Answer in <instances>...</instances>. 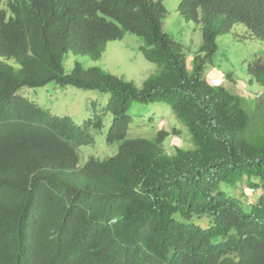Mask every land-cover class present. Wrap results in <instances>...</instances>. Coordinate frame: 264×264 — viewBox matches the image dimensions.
<instances>
[{
	"label": "trees",
	"instance_id": "16d2710c",
	"mask_svg": "<svg viewBox=\"0 0 264 264\" xmlns=\"http://www.w3.org/2000/svg\"><path fill=\"white\" fill-rule=\"evenodd\" d=\"M178 11L200 24L191 67L162 0H0V264H264V113L251 131L244 98L204 75L233 24L264 40V0ZM126 33L157 67L141 86L78 61L65 71L69 53L98 60ZM247 71L264 85L263 57ZM50 83L109 98L78 124L19 94ZM153 103L170 106L189 147L167 153L163 129L127 137L134 104ZM106 115L116 153L81 156ZM241 183L262 189L246 209L219 187Z\"/></svg>",
	"mask_w": 264,
	"mask_h": 264
},
{
	"label": "rangeland",
	"instance_id": "374dc122",
	"mask_svg": "<svg viewBox=\"0 0 264 264\" xmlns=\"http://www.w3.org/2000/svg\"><path fill=\"white\" fill-rule=\"evenodd\" d=\"M179 2L180 0H162L166 10L163 30L182 44L187 54L188 66L191 67L192 58L198 52L202 42L201 29L200 24L180 14ZM216 43L217 50L206 64L204 75L211 84L221 85L230 92L241 95L245 100V108L251 114L249 129L251 131L258 129L264 113V85L254 80L250 82L251 76L249 77L247 66L255 57L264 58V40L254 36L245 25L236 23L233 24L230 32L218 35ZM141 44L144 42L138 36L126 33L120 40L108 41L98 60L69 53L64 59V68L68 73L78 61L83 67L98 66L141 86L143 81L157 69L153 63L144 58L139 49ZM19 94L35 101L52 114L70 116L78 124L87 117H93L95 112H101L109 98L108 93L98 90H84L71 85L58 86L53 83L35 88L23 87ZM134 110L137 114L133 116L128 128V138H151L157 131L163 129L169 133L162 143L167 153L174 152L177 147L190 146V137L185 130L180 134L172 131L175 128L180 130V125L170 106L164 103L134 104ZM110 120V115L104 116L102 131L95 133V141L91 148L82 151L81 156L94 155L105 158L116 153L117 145H107L104 140ZM219 187L227 196L237 198L244 209L252 206L262 192V189L258 187H254V192H251L245 183L234 186L220 184ZM207 222L202 226H207Z\"/></svg>",
	"mask_w": 264,
	"mask_h": 264
},
{
	"label": "clouds",
	"instance_id": "9594fccd",
	"mask_svg": "<svg viewBox=\"0 0 264 264\" xmlns=\"http://www.w3.org/2000/svg\"><path fill=\"white\" fill-rule=\"evenodd\" d=\"M249 189H250L251 192H254V190H255L254 187H250Z\"/></svg>",
	"mask_w": 264,
	"mask_h": 264
}]
</instances>
